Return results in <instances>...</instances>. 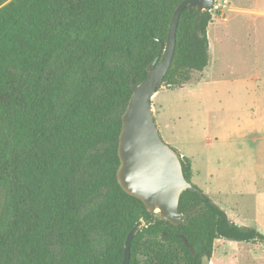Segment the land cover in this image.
Listing matches in <instances>:
<instances>
[{
    "label": "trees",
    "instance_id": "obj_1",
    "mask_svg": "<svg viewBox=\"0 0 264 264\" xmlns=\"http://www.w3.org/2000/svg\"><path fill=\"white\" fill-rule=\"evenodd\" d=\"M0 0V264H201L215 239L260 242L183 174L174 225L116 178L121 115L182 0ZM210 10H182L161 84L181 87L209 62ZM159 89V88H158ZM157 89V90H158ZM180 235L195 248L185 246Z\"/></svg>",
    "mask_w": 264,
    "mask_h": 264
},
{
    "label": "rangeland",
    "instance_id": "obj_2",
    "mask_svg": "<svg viewBox=\"0 0 264 264\" xmlns=\"http://www.w3.org/2000/svg\"><path fill=\"white\" fill-rule=\"evenodd\" d=\"M222 1L208 65L181 87L161 84L152 112L162 140L190 158L192 182L264 234V0ZM210 264H264V244L215 239Z\"/></svg>",
    "mask_w": 264,
    "mask_h": 264
},
{
    "label": "water",
    "instance_id": "obj_3",
    "mask_svg": "<svg viewBox=\"0 0 264 264\" xmlns=\"http://www.w3.org/2000/svg\"><path fill=\"white\" fill-rule=\"evenodd\" d=\"M213 4L214 0H182L175 7L166 40H160L159 53L146 67V76L139 83L131 80V94L121 115L117 182L124 192L142 201L148 213L174 225L182 221L178 211L181 192L198 189L185 178L177 151L162 140L153 116L151 98L170 68L182 10L185 7H194L196 11L210 10ZM142 225L139 220L128 231L120 264H129L130 242ZM180 237L194 255L195 248L184 236ZM201 264H210V257L202 255Z\"/></svg>",
    "mask_w": 264,
    "mask_h": 264
},
{
    "label": "built area",
    "instance_id": "obj_4",
    "mask_svg": "<svg viewBox=\"0 0 264 264\" xmlns=\"http://www.w3.org/2000/svg\"><path fill=\"white\" fill-rule=\"evenodd\" d=\"M225 4H227V0H223V1H222V4H221V5L219 4L218 6H221V9H222L223 6H224ZM221 9H220V10H221Z\"/></svg>",
    "mask_w": 264,
    "mask_h": 264
},
{
    "label": "crops",
    "instance_id": "obj_5",
    "mask_svg": "<svg viewBox=\"0 0 264 264\" xmlns=\"http://www.w3.org/2000/svg\"><path fill=\"white\" fill-rule=\"evenodd\" d=\"M229 3V1L227 0V4ZM226 4V5H227ZM181 154V153H180ZM182 155V154H181ZM186 156V155H185ZM192 181V180H191ZM222 208V207H221ZM227 214V213H226ZM229 217V216H228ZM230 218V217H229ZM231 219V218H230ZM232 220V219H231ZM232 221H234V220H232ZM235 223H237L236 221H234ZM237 224H239V223H237ZM239 225H244V224H239ZM245 226H248V225H245ZM259 231V230H258ZM262 233V232H261Z\"/></svg>",
    "mask_w": 264,
    "mask_h": 264
}]
</instances>
